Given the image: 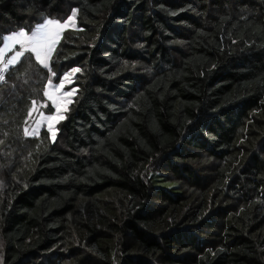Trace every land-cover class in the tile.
Instances as JSON below:
<instances>
[{"label":"trees","instance_id":"1","mask_svg":"<svg viewBox=\"0 0 264 264\" xmlns=\"http://www.w3.org/2000/svg\"><path fill=\"white\" fill-rule=\"evenodd\" d=\"M72 9L55 137L49 70L0 82V264H264V0H0V36Z\"/></svg>","mask_w":264,"mask_h":264},{"label":"snow or ice","instance_id":"2","mask_svg":"<svg viewBox=\"0 0 264 264\" xmlns=\"http://www.w3.org/2000/svg\"><path fill=\"white\" fill-rule=\"evenodd\" d=\"M76 9L72 10V16L67 21L61 22L60 19L44 17L42 22H37L34 27L20 28L19 30L6 32L0 36V82H6L5 73L10 66L14 67L21 62V58L25 53L34 54L36 62L50 71V60L52 54L61 39V35L65 27L69 23H74ZM18 49V50H17ZM9 53H14L9 56ZM79 69H72L71 72L65 73L60 79L59 85H54L51 79H48L47 86L43 95L52 102L56 109L55 116L41 115L40 122L48 121V131L55 137L54 121L63 118L61 101L65 96L70 97L71 93L65 94L61 91L65 83L70 82L72 74L79 72ZM55 76L56 73H51ZM32 108L29 111V116L37 111L36 101H32ZM28 130L25 129V135H28ZM2 143V141H0Z\"/></svg>","mask_w":264,"mask_h":264},{"label":"rangeland","instance_id":"3","mask_svg":"<svg viewBox=\"0 0 264 264\" xmlns=\"http://www.w3.org/2000/svg\"><path fill=\"white\" fill-rule=\"evenodd\" d=\"M72 10H73V9H72ZM72 10L70 11V14H69V16H68L67 18H65L64 20L60 19L61 22L67 21L68 18H69L70 16H72ZM76 15H77V12H76ZM50 18H53V17H50ZM55 19H57V18H55ZM73 19H74L75 22H74V23H69V24L65 27V29H64L63 32H62L61 39H60L59 43H60L61 40L63 39V37H64V33H65L66 30H68V29H73V30H75V29H80V28L77 26L76 16H75ZM34 25H35V24H34ZM34 25H33L32 27H34ZM95 36H96V35H93V37H95ZM71 39H73V38L71 37ZM59 43H58L57 47L59 46ZM0 46H2V44H0ZM57 47H56V50H57ZM17 50H18V49H17ZM56 50H55L54 53L52 54L51 60H50V62H49V63H50V71H49L48 79H51L54 85H59V83H60V79L63 78V76H64L65 73L71 72L72 69H79V70H80V68L77 67L76 65L69 67L67 63L69 62L70 59H67V60H65V64H63V65L66 66V68L64 69V67H65V66H64V67H63V72L59 74V71H58V69H59L58 64L54 65V69H53L52 66H51V65H52V62H53L54 55H55V53H56ZM13 54H14V53H9L8 55L11 56V55H13ZM33 56H34V54H33ZM10 67H11V66H10ZM48 70H49V69H48ZM53 72L56 73L55 76H52V75H51V73H53ZM77 73H78V72L73 73L70 82L65 83L64 87L61 89V91H62L63 93H65V94L71 93V96H70V97L65 96V98L61 101V108H62V116H63V117H64L65 113L67 112V110H68L70 104L74 101V98H75L76 95L78 94V93H77V86H76L75 83L73 82V81L75 80L74 78L76 77V74H77ZM46 86H47V82H46V84H45V88H46ZM45 88H44V90H45ZM43 93H44V91H43ZM43 96H44V95H43ZM35 101H36V100H35ZM32 106H33V105H32V101H31V102H30V107H29V108L31 109ZM48 106H52V107H53L52 113H50L49 110H47ZM36 107H37V111L34 112V113H32L31 116H29V114H28V115H27V118H26V122H27V125H28V127L26 126V129L28 130L29 135H31V134L38 135V133L40 132V130H41L42 128H46V129L48 130V121L40 122L41 115H44V116H55V115H56V109H55V107L52 105V102H51L50 100H48L45 96H44V100H43V101H41V102H37V101H36ZM30 109H29V111H30ZM29 111H28V112H29ZM61 119H63V118H61ZM61 119H58V120L54 121V131H55V134H56V132H57L56 125H57V123H58ZM49 133H50V132H49ZM50 136L53 138L52 133H50ZM68 218L72 220V223H73L74 221L77 222V223L80 222V219H79L78 217H75V216H71V215H69ZM74 224H75V223H73V224L70 225V229L73 228ZM74 235H75V234H74ZM74 235H73L72 237H74ZM70 242L73 243V244H75V245H82V244L80 243V241H76L75 239H72V240H71V237H69V239H68V243H70ZM66 249H67V248H66ZM49 260H50V258H49L48 260H46V259H44V258H39V259H36V263L39 264V263L44 262V261L48 262Z\"/></svg>","mask_w":264,"mask_h":264},{"label":"crops","instance_id":"4","mask_svg":"<svg viewBox=\"0 0 264 264\" xmlns=\"http://www.w3.org/2000/svg\"><path fill=\"white\" fill-rule=\"evenodd\" d=\"M6 74V73H5Z\"/></svg>","mask_w":264,"mask_h":264}]
</instances>
